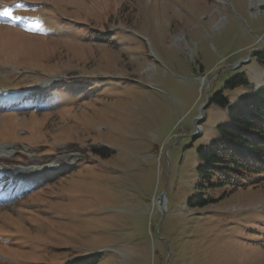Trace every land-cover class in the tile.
<instances>
[{"label": "rangeland", "instance_id": "obj_1", "mask_svg": "<svg viewBox=\"0 0 264 264\" xmlns=\"http://www.w3.org/2000/svg\"><path fill=\"white\" fill-rule=\"evenodd\" d=\"M19 1L23 24L0 22V95L66 83L43 112L44 97L0 110V177L65 171L10 202L0 185V264H264V181L201 190L195 170L228 122L207 98L264 81V0ZM200 192L214 202L187 206Z\"/></svg>", "mask_w": 264, "mask_h": 264}, {"label": "trees", "instance_id": "obj_2", "mask_svg": "<svg viewBox=\"0 0 264 264\" xmlns=\"http://www.w3.org/2000/svg\"><path fill=\"white\" fill-rule=\"evenodd\" d=\"M99 38V39H96ZM100 42V35L95 36ZM255 59L264 66V49L256 53ZM85 88L93 82L80 79ZM250 87L243 74L225 81L224 89ZM59 87L54 88L55 92ZM207 105L227 109V123L216 126L218 137L199 145L196 149L197 187L211 190L231 187V190L256 186L264 181V87L255 94L241 96L231 103L222 90L213 93L207 99ZM93 152L104 155V149L93 148ZM107 154V153H106ZM214 201L200 192L192 196L189 207H204ZM95 263V260L92 262Z\"/></svg>", "mask_w": 264, "mask_h": 264}, {"label": "bare ground", "instance_id": "obj_3", "mask_svg": "<svg viewBox=\"0 0 264 264\" xmlns=\"http://www.w3.org/2000/svg\"><path fill=\"white\" fill-rule=\"evenodd\" d=\"M1 98V97H0ZM16 172H18L19 173V171H16Z\"/></svg>", "mask_w": 264, "mask_h": 264}]
</instances>
